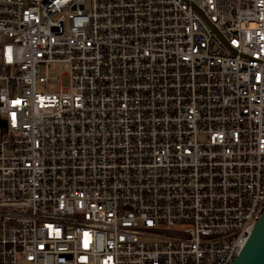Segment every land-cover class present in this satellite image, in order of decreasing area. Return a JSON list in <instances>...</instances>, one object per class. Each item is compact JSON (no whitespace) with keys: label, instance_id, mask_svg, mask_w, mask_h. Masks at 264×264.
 Returning <instances> with one entry per match:
<instances>
[{"label":"built area","instance_id":"2783aa9c","mask_svg":"<svg viewBox=\"0 0 264 264\" xmlns=\"http://www.w3.org/2000/svg\"><path fill=\"white\" fill-rule=\"evenodd\" d=\"M263 210L264 0H0V264H232Z\"/></svg>","mask_w":264,"mask_h":264},{"label":"water","instance_id":"95a60500","mask_svg":"<svg viewBox=\"0 0 264 264\" xmlns=\"http://www.w3.org/2000/svg\"><path fill=\"white\" fill-rule=\"evenodd\" d=\"M193 7L197 10L195 6ZM212 30L218 35L215 29L212 28ZM231 52L234 53V51ZM232 264H264V210Z\"/></svg>","mask_w":264,"mask_h":264}]
</instances>
